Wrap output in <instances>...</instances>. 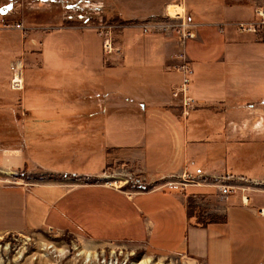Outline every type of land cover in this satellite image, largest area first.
Masks as SVG:
<instances>
[{"label": "crops", "instance_id": "0c3cea01", "mask_svg": "<svg viewBox=\"0 0 264 264\" xmlns=\"http://www.w3.org/2000/svg\"><path fill=\"white\" fill-rule=\"evenodd\" d=\"M175 1L132 0L121 19L160 17ZM184 2L198 33L186 45L197 105L187 118L172 96L173 38L128 28L122 54L105 56L92 25L7 22L0 0V234L52 228L199 264H264V188L254 187L264 186V32L234 25L255 21L264 0H193L199 11ZM17 59L25 89L7 96ZM78 155L94 162L89 177L53 165ZM118 163L147 184L92 183ZM185 172L251 183L232 182L240 189L225 199L209 182L165 184ZM99 191L110 195L91 196Z\"/></svg>", "mask_w": 264, "mask_h": 264}, {"label": "rangeland", "instance_id": "374dc122", "mask_svg": "<svg viewBox=\"0 0 264 264\" xmlns=\"http://www.w3.org/2000/svg\"><path fill=\"white\" fill-rule=\"evenodd\" d=\"M131 1L7 0V22L12 18H18L32 25L40 23L68 25L80 20L83 24L92 26L96 25L95 23L98 21L133 24L140 21H123L120 13L122 5L131 4ZM176 2H184V0H177L171 4ZM190 3L193 5V9L199 11L200 7L196 6L193 0H190ZM17 95L18 93L10 91L7 87V96L16 97ZM193 120H195V115L191 118L190 125ZM91 160L84 155H78L75 159L70 156L66 157L65 160H54L53 165L69 170L73 174L71 175L73 178H77L74 172L81 173L78 177H89L84 172L94 167V162ZM0 165H3L1 155ZM132 171V168L125 164H114L109 166L101 177L92 180V183L117 192L138 190V185L135 182L137 175H133ZM104 176L119 177L127 180V182L121 189L106 187L105 181L101 179ZM254 187L264 188V186L260 185H254ZM98 194L110 195V193L99 191L91 194V196ZM96 232L97 230H95ZM50 245L55 246L57 253L50 254L47 249ZM64 250H67V254L62 256L63 254L61 253ZM89 255L95 256L93 262H88L86 259ZM142 262H149V264H195L183 257L153 255L143 248L95 242L78 232H60L52 228H46L38 231L0 234V264H141Z\"/></svg>", "mask_w": 264, "mask_h": 264}, {"label": "built area", "instance_id": "2783aa9c", "mask_svg": "<svg viewBox=\"0 0 264 264\" xmlns=\"http://www.w3.org/2000/svg\"><path fill=\"white\" fill-rule=\"evenodd\" d=\"M256 20L252 22H239L234 24L239 32L245 34H254L260 37L264 32V5L258 4L255 9ZM93 28L97 31L99 37L103 40V52L105 56H120L122 49L119 45V35L128 28H140L145 33H160L168 38H173L176 45V52L171 59L174 61L171 69L181 76V82L172 90L174 99H180L179 109L182 118H187L191 111L197 106L195 100L189 96L194 69L192 62L186 52L187 42L195 40L198 37L197 26L189 20L184 2H176L168 5L164 14L160 17H152L144 21L133 24L109 23L106 21H98ZM225 25H220L222 32ZM17 30L26 31L23 24L15 26ZM10 89L14 92H22L25 89L24 66L21 60H15L10 64ZM133 172V171H132ZM135 175V172H133ZM105 181L106 187H114L116 189L123 188L127 180L114 176H104L101 178ZM115 179V180H112ZM241 181L251 183L245 179H231L229 177H212L207 180L202 176H193L187 172L179 175L172 182H166L168 187L181 190L188 186L199 187L209 182L218 189L222 198H228L236 193L240 188L233 185L232 182ZM138 186L144 187L147 183L145 179L139 177L135 180ZM152 186L151 189H155ZM243 202L247 203V197H243ZM264 214V210H261Z\"/></svg>", "mask_w": 264, "mask_h": 264}, {"label": "bare ground", "instance_id": "6f19581e", "mask_svg": "<svg viewBox=\"0 0 264 264\" xmlns=\"http://www.w3.org/2000/svg\"><path fill=\"white\" fill-rule=\"evenodd\" d=\"M47 249H48V251H50V254L57 253V250H56L55 246H53V245L48 246ZM61 254H63L62 256H65L67 254V250H64ZM94 258H95V256L89 255V256H87L86 259L88 260V262H93ZM144 260H147V259H144ZM149 262H145V263L142 262L141 264H149Z\"/></svg>", "mask_w": 264, "mask_h": 264}, {"label": "water", "instance_id": "95a60500", "mask_svg": "<svg viewBox=\"0 0 264 264\" xmlns=\"http://www.w3.org/2000/svg\"><path fill=\"white\" fill-rule=\"evenodd\" d=\"M183 258H184V259H188V260H190V261L194 262L195 264H197V263H198L196 260H193V259H191V258H185V257H183Z\"/></svg>", "mask_w": 264, "mask_h": 264}]
</instances>
